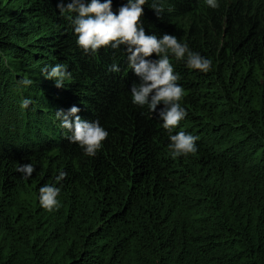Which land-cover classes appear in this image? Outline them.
<instances>
[{"label":"trees","instance_id":"obj_1","mask_svg":"<svg viewBox=\"0 0 264 264\" xmlns=\"http://www.w3.org/2000/svg\"><path fill=\"white\" fill-rule=\"evenodd\" d=\"M69 2L0 0V264H264V0H147L146 35H174L213 61L201 73L170 54L188 112L171 133L132 103L125 46H77L75 14L57 8ZM110 61V93L94 91L89 77ZM56 63L71 73L63 88L42 74ZM82 98L92 108L72 101ZM72 106L109 133L94 157L55 119ZM179 131L199 137L198 151L172 159ZM27 163L25 182L16 167ZM60 171V207L46 211L39 188Z\"/></svg>","mask_w":264,"mask_h":264},{"label":"clouds","instance_id":"obj_2","mask_svg":"<svg viewBox=\"0 0 264 264\" xmlns=\"http://www.w3.org/2000/svg\"><path fill=\"white\" fill-rule=\"evenodd\" d=\"M146 3L147 0H126L118 12L113 11L112 0H70L66 5L58 4L57 8L61 14H75L70 18L77 37L76 44L85 54H96L103 47L119 49L125 46L127 66L139 78V83H134L130 88L132 103L141 108L147 106L150 113L156 112L163 121L161 126L171 133L187 117L188 112L181 104L185 91L177 83L180 77L170 62V54L177 60H184L188 68L201 73L210 72L213 61L192 51L188 43L179 41L174 35H146L140 23ZM205 4L211 9H217L219 0H205ZM152 9L157 15L163 11L156 3H153ZM153 54L157 59H147ZM67 69L66 64L56 63L51 67L46 66L42 74L46 79L54 81L56 88H63L64 82L71 78ZM109 71L117 73L120 68L113 63ZM18 84L28 87L33 81L25 77ZM32 103L31 98H23L20 107L26 110ZM161 104L163 108L157 112ZM79 112V107L72 106L67 111H57L55 119L59 121V127L65 130V138L70 143L78 144L85 155L94 157L109 133L98 120L81 119ZM198 140V136L184 131L170 134L167 145L170 157L176 159L195 154L198 151ZM16 171L27 182L35 166L32 163L21 164L16 167ZM66 177L67 173L60 171L53 183H45L39 188L37 198L41 208L51 212L60 207L58 197L61 188L57 185Z\"/></svg>","mask_w":264,"mask_h":264},{"label":"rangeland","instance_id":"obj_3","mask_svg":"<svg viewBox=\"0 0 264 264\" xmlns=\"http://www.w3.org/2000/svg\"><path fill=\"white\" fill-rule=\"evenodd\" d=\"M126 53H125V56L122 57V63L124 64V69H126L128 66H127V59H126ZM113 63L116 64V61H110L109 64L112 65ZM131 72V78H133L134 76V73L132 71ZM112 75H115L116 76V73H113V72H97L96 75L92 76V77H89V80H88V83H90V87H94L95 90L94 91H97V90H100V91H104L105 93L109 94L110 91L107 87H103L102 86V83L104 81V78H109L110 80H113L112 78H110L109 76H112ZM84 92H82L81 94H83ZM95 92H93L94 94ZM74 102H76L77 104H81V105H85L87 106L88 108H92L90 106V104H88L86 101H85V98H82V100H72ZM84 120V115H83V118Z\"/></svg>","mask_w":264,"mask_h":264}]
</instances>
